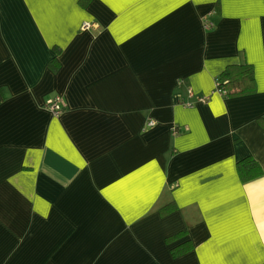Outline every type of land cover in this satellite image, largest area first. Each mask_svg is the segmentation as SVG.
<instances>
[{"label":"crops","instance_id":"1","mask_svg":"<svg viewBox=\"0 0 264 264\" xmlns=\"http://www.w3.org/2000/svg\"><path fill=\"white\" fill-rule=\"evenodd\" d=\"M0 264H264V0H0Z\"/></svg>","mask_w":264,"mask_h":264},{"label":"trees","instance_id":"2","mask_svg":"<svg viewBox=\"0 0 264 264\" xmlns=\"http://www.w3.org/2000/svg\"><path fill=\"white\" fill-rule=\"evenodd\" d=\"M54 66V65H52ZM217 85L226 90V94H242L254 91L255 76L253 65L251 63H234L227 65L216 77ZM237 169L242 180L256 177L262 173V168L256 158L247 155L237 162ZM170 205L162 209H168ZM190 241L181 246L173 247L172 251L178 253L191 247Z\"/></svg>","mask_w":264,"mask_h":264},{"label":"built area","instance_id":"3","mask_svg":"<svg viewBox=\"0 0 264 264\" xmlns=\"http://www.w3.org/2000/svg\"><path fill=\"white\" fill-rule=\"evenodd\" d=\"M205 24L207 25H211V22L210 21H206ZM91 26V23L88 22V21H84L82 23V27L84 28H87V27H90ZM219 92V93H222V94H226V90L224 88H221L217 85V82H216V85L213 89L212 92ZM187 95L189 97H192V96H195L196 100L199 101V102H202V103H205L207 102L208 98H209V95L210 93H204V94H194L193 92V89L191 87H187ZM182 104L185 105V106H191L193 105V101L191 100H184L182 101ZM46 106L49 107V109L54 113V114H58L62 108H63V103L61 102V99L60 97L58 96H55V97H52V98H49L46 100ZM155 120L153 119H150L147 124L148 125H152L154 124Z\"/></svg>","mask_w":264,"mask_h":264},{"label":"rangeland","instance_id":"4","mask_svg":"<svg viewBox=\"0 0 264 264\" xmlns=\"http://www.w3.org/2000/svg\"><path fill=\"white\" fill-rule=\"evenodd\" d=\"M84 22V21H83ZM92 24V22H90Z\"/></svg>","mask_w":264,"mask_h":264}]
</instances>
